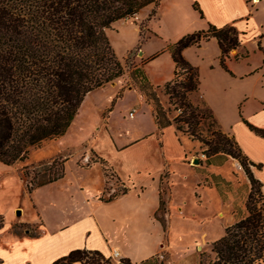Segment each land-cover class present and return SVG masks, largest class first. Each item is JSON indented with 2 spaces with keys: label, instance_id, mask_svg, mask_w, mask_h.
I'll return each mask as SVG.
<instances>
[{
  "label": "crops",
  "instance_id": "crops-1",
  "mask_svg": "<svg viewBox=\"0 0 264 264\" xmlns=\"http://www.w3.org/2000/svg\"><path fill=\"white\" fill-rule=\"evenodd\" d=\"M148 8L151 6L144 9ZM209 25L217 28L232 25L239 34L240 44L230 51L224 65L220 62L221 50L215 38L203 40L198 46L185 48L182 55L197 68L198 97L210 109L222 132L234 139L254 165L261 166L259 170L256 169L255 177L262 183L264 190V137L250 128L264 130V0H161L157 17L149 21L150 28L156 31L157 36L150 33L148 37L151 44L152 40L160 41L141 52L145 60L155 56L142 69L150 85L155 88L171 81L175 66L166 46L186 34L206 30ZM118 80L119 78L99 89L104 90ZM112 88L114 90L111 94L114 96L117 87ZM125 92H134L138 100L139 108L133 120L125 117L129 108L119 115L120 121L128 124L132 131L124 136L126 141L121 144L107 126L103 127L101 135L107 139L114 152L133 153V162L137 166L123 174L96 150L118 173V180L121 178L130 183L127 194L110 202L101 201L100 196L95 198L98 190L88 195L83 194L81 200L74 203L78 207H74V218L49 224L40 208L32 202L36 189L31 193L26 189L24 195L29 196L26 197L27 206H22L19 201L12 208L5 209L0 204V264H52L77 249L98 251L113 263L128 260L131 264L148 261L154 264H167L168 261L176 264L194 255L191 245L213 243L224 235L226 225L219 221L217 233L208 236L213 211L209 216L194 213V202L190 197L194 193V169L183 163L185 149L175 139L174 128H164L162 139L158 142L156 124L144 106L142 97L134 90ZM90 93L86 95L80 109ZM113 109L102 126L103 123L108 124ZM147 120L151 128L144 132L143 123ZM149 139L154 144L157 158H148L142 154ZM175 164L182 170L178 179L175 177ZM0 166L5 165L0 163ZM166 169L171 172L165 175L168 189L161 199L160 184L162 173ZM76 189L78 192L84 191V188ZM160 201L163 203L162 209ZM18 208L23 210L19 219L16 218V215H20L17 214ZM179 209H182V216L177 213ZM207 210L211 209L203 211ZM157 216H163L167 230ZM37 220L40 221L39 233L29 235V227ZM12 225L29 227L25 229L24 235L19 236L18 233H8ZM197 226H201L202 232L196 238L189 235L181 246H173L171 241L174 228L192 227L194 231L193 227ZM176 250L180 251V257L174 262ZM113 251L118 252L116 258L113 257ZM167 252L170 253V258L165 260Z\"/></svg>",
  "mask_w": 264,
  "mask_h": 264
},
{
  "label": "trees",
  "instance_id": "trees-1",
  "mask_svg": "<svg viewBox=\"0 0 264 264\" xmlns=\"http://www.w3.org/2000/svg\"><path fill=\"white\" fill-rule=\"evenodd\" d=\"M160 1L0 0V163L10 166L23 162L31 150L66 134L86 95L122 77L126 71L105 30L148 6L153 7L146 21L150 20L156 16ZM193 7L197 9L196 5ZM138 35L140 40L144 39L141 30ZM238 36L232 25L221 28L209 25L206 30L186 34L166 46L175 70L164 89L171 102L174 100V110H181L175 119L177 122L194 129L206 116L189 100V95L198 91L199 78L197 68L183 57V50L215 38L221 50L220 62L224 65L230 51L240 44ZM147 61H142L133 72L141 79L142 88L152 89L142 69ZM150 96L156 102L154 94ZM155 106V124L162 130L170 122L157 102ZM208 111L211 113L209 108ZM250 128L264 137V130ZM209 145L213 154L221 152L238 160L250 182L246 216L226 227L224 235L212 243L214 257L209 263L264 264V194L262 183L250 169L259 170L261 166L254 165L234 139L224 133L214 132ZM99 161L104 165L105 177L109 172L114 174L105 166V161ZM64 162L54 159L40 163L36 166L40 169L33 172L23 168L28 193L62 179ZM127 192L123 187L121 193L99 199L110 202ZM162 205L160 201V209ZM75 262L131 264L128 260L113 263L98 251L80 249L52 264Z\"/></svg>",
  "mask_w": 264,
  "mask_h": 264
},
{
  "label": "rangeland",
  "instance_id": "rangeland-1",
  "mask_svg": "<svg viewBox=\"0 0 264 264\" xmlns=\"http://www.w3.org/2000/svg\"><path fill=\"white\" fill-rule=\"evenodd\" d=\"M152 9V6L147 10L143 9L137 16L114 22L109 29L105 30V35L115 55L126 69L124 75L116 83L108 85L104 90L96 89L90 93V96L86 99L85 104L81 107L63 137L45 142L41 147L31 150L27 159L23 162H16L10 166H0V204L5 209L12 208V205L19 201L22 206L28 205L26 197L29 196L26 194L25 197L24 195L28 179L22 177L23 168L28 167L31 172L37 171L40 169L36 167L38 164L47 163L54 159L65 161L64 178L51 186H43L36 189V193L32 196V202L40 208L42 216L49 224H55V222H59L62 219L74 218L76 210L74 209L76 206L74 203H78L83 194L88 195L98 190L95 193V198L103 196L104 199H107L112 194L121 193L123 187L130 189V183H127L126 180L116 179L118 173L109 162L124 174L131 171L134 166H137L133 162L135 155L127 151L114 152L107 139L101 134L104 132L103 127L107 126L110 133L117 137L118 143L121 144L126 141L124 136H128V132L132 131V128L125 122H121L119 115L129 108L125 117L128 120L135 118L139 108L137 97L134 92H125L134 90L138 96L142 97L144 106L150 112L154 123L155 105L156 102L159 104L165 118L170 122V126L174 128L175 139L184 147L185 157L183 163L194 169V193L190 194L194 202V213L200 216L204 214L209 216L213 211L211 219L213 221L210 222L213 225L207 226L210 228L207 232L209 233L208 236L217 233V228H219L217 222L220 221L228 227L246 216L245 203L250 192V182L238 160L221 152L212 153L209 144L213 139V133L216 131L224 132H222L208 108L198 97L197 91L189 95V100H193V104L199 106V109L205 112L206 116L192 129L188 125L175 120L177 114L176 110H174L175 104L172 103L174 100L171 102L169 95L165 94L164 85L158 88L152 87V89L142 88L141 79L133 72L135 67H139L142 61L145 60V56L141 52L147 50V48L154 47L155 43L160 41V39L157 41L152 40V44L148 41L150 33L156 35V31L154 32L150 28L149 21L156 18L157 13L155 17L146 21ZM140 30L144 37L143 40H140L138 35ZM150 61L148 60L144 65ZM112 87H117V92L114 96L111 94L114 90ZM124 92V97H122ZM150 93L154 94L156 102L152 99ZM116 101L117 105L114 107ZM112 109L113 112L110 114L108 124L103 123L102 126V122L106 120L108 113ZM130 112H133V117L129 116ZM143 125L144 132L151 128L148 120L144 121ZM177 127H180L179 130ZM163 130L157 129L156 131V140L158 142L162 139ZM226 135L231 137L228 134ZM146 142V147L142 152L143 156L157 158L153 142L150 139ZM99 159L105 161V166L110 167L114 174L109 172L108 177H105L104 165ZM250 169L255 175L256 168L250 167ZM174 171L176 179H178L177 176L181 177L182 170L176 164ZM170 172L171 170L166 169L162 173L160 184L161 199L167 193L168 187L165 175ZM176 185L178 187V184ZM76 187L84 188V191L78 192ZM262 192L264 194L263 189ZM207 208L211 210L203 211ZM17 211H19L20 215H16V218L19 219L23 214V210L18 208ZM177 213L182 216V209L177 210ZM157 218L163 222L165 230H167L163 216H157ZM39 225L40 221L38 220L34 222L32 227L12 225L8 233H18L19 236H22L25 229L29 227V235H37L39 233ZM191 228L179 227L178 231L174 228L173 241H171L173 246H181L182 242L187 241V237H190L189 235L196 238L202 232L201 226L193 227L194 231ZM174 239L177 241H174ZM191 246L194 248V255L176 264H187L189 262L210 264L209 262L214 257L212 243H195ZM179 250L174 251V262L178 261L180 257ZM168 258H170V253L167 252L165 260H168ZM167 264H170V261Z\"/></svg>",
  "mask_w": 264,
  "mask_h": 264
},
{
  "label": "built area",
  "instance_id": "built-area-1",
  "mask_svg": "<svg viewBox=\"0 0 264 264\" xmlns=\"http://www.w3.org/2000/svg\"><path fill=\"white\" fill-rule=\"evenodd\" d=\"M137 15H134L133 17H135ZM134 111V110H133ZM181 113V110H176V114L179 115ZM130 117H133V112H130L129 114ZM113 257L116 258L118 256V252L117 251H113Z\"/></svg>",
  "mask_w": 264,
  "mask_h": 264
},
{
  "label": "water",
  "instance_id": "water-1",
  "mask_svg": "<svg viewBox=\"0 0 264 264\" xmlns=\"http://www.w3.org/2000/svg\"><path fill=\"white\" fill-rule=\"evenodd\" d=\"M139 54H141V53L139 52ZM195 163H197V161H195ZM17 214H19V211H17Z\"/></svg>",
  "mask_w": 264,
  "mask_h": 264
}]
</instances>
